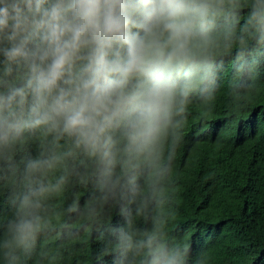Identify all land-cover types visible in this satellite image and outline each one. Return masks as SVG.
Masks as SVG:
<instances>
[{"label":"clouds","instance_id":"9594fccd","mask_svg":"<svg viewBox=\"0 0 264 264\" xmlns=\"http://www.w3.org/2000/svg\"><path fill=\"white\" fill-rule=\"evenodd\" d=\"M261 86L264 0H0V264H208L170 231L184 148L256 167L264 112H213Z\"/></svg>","mask_w":264,"mask_h":264},{"label":"trees","instance_id":"16d2710c","mask_svg":"<svg viewBox=\"0 0 264 264\" xmlns=\"http://www.w3.org/2000/svg\"><path fill=\"white\" fill-rule=\"evenodd\" d=\"M255 109L264 112V86L238 112L230 111L221 101L213 113L216 116L221 113L244 115ZM247 131L262 134L264 121ZM186 149L190 153L182 181V176L176 178L180 185L173 201L175 214L170 231L177 236L187 233L191 249L196 248L198 253L203 250L208 264H253L264 250V159L261 158L256 167L252 166L255 163L246 165L249 160L226 162L222 172L227 173L223 174L207 148L194 149L187 145ZM229 158L232 159L231 155ZM220 221L226 222L220 224ZM229 223L250 237L244 250L231 254L227 247L215 246L219 235L231 230ZM88 251L91 252L89 247ZM88 260V256L82 257V264H88Z\"/></svg>","mask_w":264,"mask_h":264}]
</instances>
